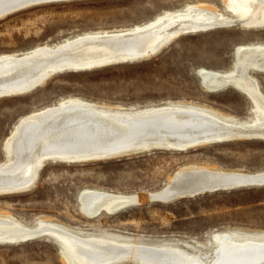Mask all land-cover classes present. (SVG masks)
<instances>
[{
	"label": "bare ground",
	"instance_id": "1",
	"mask_svg": "<svg viewBox=\"0 0 264 264\" xmlns=\"http://www.w3.org/2000/svg\"><path fill=\"white\" fill-rule=\"evenodd\" d=\"M35 1L0 0V20ZM220 1L221 8L214 3L186 5L133 27L84 33L57 45L0 55V97L36 83L43 85L64 68L78 71L118 61H147L185 35L229 28L264 30V0ZM257 73L264 74V44L238 47L229 72L205 69L197 75L199 87L207 93L231 88L242 94L251 106L253 121L192 102L122 108L80 98L22 116L3 144L7 154L6 161L0 162V195L29 191L47 161L81 164L154 151L186 153L234 141L264 142V91ZM263 185L264 170L188 163L170 174L147 200L164 204L219 187ZM78 201L81 216L93 220L116 216L140 205L142 199L137 194L87 189ZM39 236L59 244L62 264H264L262 230L229 227L201 241L147 240L115 230L84 232L48 219L26 226L0 213V245Z\"/></svg>",
	"mask_w": 264,
	"mask_h": 264
},
{
	"label": "rangeland",
	"instance_id": "2",
	"mask_svg": "<svg viewBox=\"0 0 264 264\" xmlns=\"http://www.w3.org/2000/svg\"><path fill=\"white\" fill-rule=\"evenodd\" d=\"M199 3L222 7L220 0H73L29 7L0 20V55L57 45L84 33L133 27L163 12ZM247 44H264V30L229 28L185 35L147 61L65 71L28 94L1 98L0 162L6 161L2 146L20 117L69 98L122 108L192 102L253 121L251 106L242 94L231 88L207 93L197 82L201 70L229 72L236 49ZM256 76L264 91V74ZM108 160L81 164L47 161L29 191L0 195V213L26 226L48 219L84 232L115 230L147 240L201 241L229 227L264 231V187L213 192L164 204L147 200L170 174L188 163L264 170L263 141H234L186 153L154 151ZM87 189L137 194L142 202L116 216L88 220L81 216L78 201L80 192ZM47 239L39 236L25 243L0 245V264H62Z\"/></svg>",
	"mask_w": 264,
	"mask_h": 264
},
{
	"label": "water",
	"instance_id": "3",
	"mask_svg": "<svg viewBox=\"0 0 264 264\" xmlns=\"http://www.w3.org/2000/svg\"><path fill=\"white\" fill-rule=\"evenodd\" d=\"M66 1H73V0H36L35 2H33V4H35V5H31V7L38 6V5H41V4L58 3V2H66ZM128 62H130V61H127V60L126 61H118V62H115V64L121 65V64H127ZM131 62H133V61H131ZM112 64H114V63H112ZM105 66H108V65L104 64V65H98V66L90 68V69L85 68V69H78V71L77 70H70V71L71 72H83V71H90V70H93V69H96V68L105 67ZM65 71H66V69L64 68V70H62V72H65ZM41 84L42 83H40V84L36 83L34 85H31V86L25 88V90H21V91L15 92L16 94L10 95L8 97H15V96H19V95L28 94V93L34 91L35 89H37L38 87H40ZM1 98H7V97H0V99ZM20 124H22V123H20ZM2 152H3V157H4L5 153L7 154V150L3 146H2ZM124 152H126V151H124ZM120 153H123V151L117 152V154H120ZM242 186H244V185H241L240 187H242ZM240 187H236V188L235 187H229L228 189H226L224 187H219V188H216V189H214L212 191L208 190V191H205L204 193L202 192L200 194H193L192 196L191 195L185 196V197H183L181 199L194 198V197H197V196H200V195L213 193V192H227V191L237 190ZM34 238H36V237H31V238L27 237L25 239L20 240L18 244L29 242L31 239H34ZM47 240L50 241L55 246L58 255H60V251L61 250H60L59 244L54 239H52V240L51 239H47Z\"/></svg>",
	"mask_w": 264,
	"mask_h": 264
}]
</instances>
